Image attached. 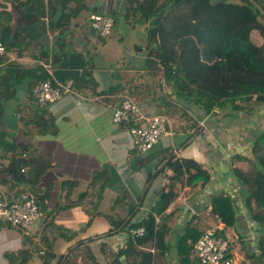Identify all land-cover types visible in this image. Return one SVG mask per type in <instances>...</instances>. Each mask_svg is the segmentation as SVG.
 Here are the masks:
<instances>
[{"label":"crops","instance_id":"1","mask_svg":"<svg viewBox=\"0 0 264 264\" xmlns=\"http://www.w3.org/2000/svg\"><path fill=\"white\" fill-rule=\"evenodd\" d=\"M63 1L0 0V37L11 31L8 43L13 44L0 57V68L22 71L12 97H0V192L7 202L21 192L33 193L41 213L39 222L24 231L0 224V264H9L4 254L18 250L30 254L21 264H41L46 248L62 255L75 244L86 245L96 262V252L108 251L113 259L126 232L113 229L110 219L139 221L149 213L167 228L164 249L150 248L151 264H178L179 237L187 230L200 235L207 228L227 240L236 264H248L243 253L255 247L259 229L242 206L230 170L250 166L231 157H250L251 138L264 128V117L253 118L246 105L244 110L223 106L206 113L176 94L172 82L159 79L150 63L155 53L147 42L152 18L141 21L126 13V0L109 5L115 14L108 15L112 27L106 36L89 26L88 16L97 12L89 6L92 0H69L64 7ZM63 9L69 12L68 23L57 27ZM23 14L36 20L17 26ZM251 38L257 45L262 42L257 34ZM43 64L50 65L55 82L70 83L71 93L39 106L29 88L45 72ZM125 98L137 104L143 118L161 114L168 120L170 133L144 153L133 148L125 124L111 121L113 108ZM168 157L193 160L209 173V181L186 184L165 165ZM34 162L49 167L38 175ZM167 191L173 199L155 214L156 200ZM222 194L233 199V227L210 213L211 197ZM189 259L198 264L194 250Z\"/></svg>","mask_w":264,"mask_h":264},{"label":"trees","instance_id":"2","mask_svg":"<svg viewBox=\"0 0 264 264\" xmlns=\"http://www.w3.org/2000/svg\"><path fill=\"white\" fill-rule=\"evenodd\" d=\"M126 1V13L137 14L141 21L152 18L151 28L147 32V42L151 50L155 49L152 57L155 62L150 63L153 67L155 65L154 70L157 71L159 79L172 82L176 94L185 97L188 102L197 105L206 113H210L214 108L222 109L223 106H230L231 111L238 107L243 110L247 108L245 111L253 113L255 109L251 105L264 104V22L260 23V19L264 20V15L260 12V9L264 10V0H245L243 3L225 0L220 3H212L210 0ZM66 2L70 1L64 0L63 7ZM17 10L20 12L19 9ZM68 13L63 9L62 15L55 24L57 27L67 25ZM35 20V15L23 14L17 20V26L26 27ZM254 30L261 38L262 42L259 45L252 41L251 34ZM10 32L0 37L5 49L13 45L8 43ZM13 38L18 41L16 32ZM153 42L156 44L153 45ZM0 70H2L0 97L8 99L12 97L14 86L18 82L17 78L22 71L15 66ZM45 77L46 73L41 72L35 78V82ZM231 160L245 162L250 166L248 170L232 167L230 171L237 182L242 206L250 221L259 229L255 247L252 250H244L243 256L248 264H263L264 128L255 132L251 138L250 157L234 154ZM34 164L37 166L36 172L37 168H40L38 175L49 167L48 163L40 165L39 162H34ZM165 165L169 167L173 176L184 177L186 184L199 183L203 186L210 179L209 173L190 159L179 160L168 157ZM173 196L170 191L160 194L152 211L160 214ZM232 200L227 194L215 195L210 199V213L227 227H233L236 222V210ZM131 218L110 219L113 229L120 228L121 231L126 232L125 244L113 252L111 264H151L154 257L150 248L165 247L163 241L167 228L164 223L158 224L151 213L139 221H131ZM123 221L124 224L121 226ZM137 228H143L144 232L141 236L131 234ZM214 232L216 235H221L216 230ZM200 235L196 231L187 230L179 237L178 264L195 262L194 259H189V252L193 250V244ZM187 239H189L188 245L185 244ZM149 242L150 247H144ZM79 246L75 244L69 247L62 255H55L52 248L48 247L40 256L41 264H68L70 257L79 256L77 253L81 249ZM84 246L82 250L90 264H98L90 249ZM29 256L26 250L4 254L9 264H21ZM196 261L198 262L197 259ZM241 264L245 263L241 262Z\"/></svg>","mask_w":264,"mask_h":264},{"label":"built area","instance_id":"3","mask_svg":"<svg viewBox=\"0 0 264 264\" xmlns=\"http://www.w3.org/2000/svg\"><path fill=\"white\" fill-rule=\"evenodd\" d=\"M89 26L101 36L110 33L112 20L108 15L97 12L88 16ZM5 48L0 42V57ZM46 77L34 82L29 89V95L39 106L52 103L62 95L70 94V83H57L53 80L49 64H43ZM158 73H160L158 71ZM111 121L114 124H125L131 137L133 148L144 153L167 134L168 120L159 114L150 118H143L138 112L137 104L130 98L123 99L112 110ZM3 165V156L0 154V169ZM23 171V168H20ZM41 216L36 205L35 197L31 192H21L12 202H7L0 192V224L18 230H27L31 223ZM143 228L132 231L134 236H141ZM193 250L199 264H236L235 258L228 255V243L225 238L216 235L214 229H206L193 244Z\"/></svg>","mask_w":264,"mask_h":264},{"label":"rangeland","instance_id":"4","mask_svg":"<svg viewBox=\"0 0 264 264\" xmlns=\"http://www.w3.org/2000/svg\"><path fill=\"white\" fill-rule=\"evenodd\" d=\"M226 2H232V3H243L245 0H225ZM258 5V4H257ZM260 12L261 14L263 15L264 13V10L263 9H260ZM264 22V20L260 19V23ZM258 35V32L256 30L253 31V34H252V37L253 35ZM254 40V39H253ZM251 107L253 109H255V111L252 113L253 115H261L264 117V111L262 113H258L260 110H264V104H261L260 106H254V105H251ZM254 116L253 118L256 117L257 119V116ZM247 164V163H246ZM248 167V165H247ZM248 170V169H247ZM208 229V228H207ZM229 240V239H228ZM96 250V248H95ZM82 252H84L82 249L80 251H78L77 253H79L81 256H82V259H78L77 256H72L68 259V264H90V261L88 259H85L84 258V254H82ZM106 254H97V252L95 253L96 255H98V263L99 264H111L110 262L112 261V254H110L108 251L105 252ZM84 255V256H83Z\"/></svg>","mask_w":264,"mask_h":264},{"label":"water","instance_id":"5","mask_svg":"<svg viewBox=\"0 0 264 264\" xmlns=\"http://www.w3.org/2000/svg\"><path fill=\"white\" fill-rule=\"evenodd\" d=\"M210 1L212 3H220L223 0H210ZM112 2H113V0H92V2H90L89 6L95 7L97 10V13L114 16L115 7H114V9L109 8V5L112 4ZM115 2H117V1H115ZM35 220H36L35 221V225H36V222H39L40 217H37Z\"/></svg>","mask_w":264,"mask_h":264}]
</instances>
